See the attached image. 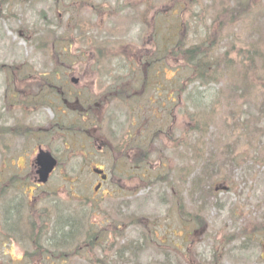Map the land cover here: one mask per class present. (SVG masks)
Masks as SVG:
<instances>
[{
  "label": "rangeland",
  "instance_id": "obj_1",
  "mask_svg": "<svg viewBox=\"0 0 264 264\" xmlns=\"http://www.w3.org/2000/svg\"><path fill=\"white\" fill-rule=\"evenodd\" d=\"M106 1L108 0H94L99 4ZM146 1L143 15L149 8L145 7L148 1H155L158 9H169L167 4L171 2ZM230 1H223L215 11L230 4ZM54 2L29 0L25 5L14 3L10 14L0 19V117L6 123L5 133L0 125V209L8 203L7 212L0 210V264H15L10 261L9 256L14 257V260L16 257L24 258L17 244L24 250L30 248L26 253L30 255L34 246L33 240L50 248L53 260L60 256L66 257V264H104V261L110 264H264V56L261 61H255V74L251 73V76L244 78L246 95L241 102L240 88L235 90L239 81L236 76L207 88H201L198 84L197 97L203 108H210L214 100L223 103L218 113H213L211 128L204 132L203 136L186 134V123L195 121L190 118L185 122V117L183 120L180 114H176L175 119L168 121L167 127L165 126L167 130L172 124L173 134L160 138L163 141L164 146L161 147L163 154L165 152L166 161L161 165L158 158L155 161L149 159L152 165L141 167L142 178L138 180L137 174V180H126L122 187L116 188V194L112 197L105 193L106 188L102 190L97 197L108 196L101 201L102 210L106 208L107 213L98 214L92 210L93 205L78 200L71 201L74 197L93 196V182L97 181L95 175L81 172L79 168L84 162L82 156L86 157L88 153L84 149L74 152L65 147L66 142L83 145L84 138L69 139L67 132H60L48 138L38 135V139L32 141L30 128L19 130L13 122L16 119L14 96L16 91H20L18 85L22 84L19 80L28 83L31 77L46 71L51 54H58L62 48L68 50L63 41L57 40L62 34L70 36L74 27L69 25L64 31L62 28L57 29L58 37L51 41L45 32L47 30L44 29L55 32L60 17L67 20L83 13L88 19L90 15V11L86 9L62 14V7H56ZM210 2L203 0V7L210 6ZM84 3L85 0H75V6H79V9ZM86 3L90 4L91 0ZM120 5L121 3L111 11L116 12ZM136 10V7H127L123 9L125 12L113 20H107L108 10L103 20L95 17L94 22L99 25L98 31L101 32L99 40L112 43L111 37L114 35L116 42L126 40L140 48L142 34L137 17L141 10ZM176 13L165 11L160 14V20L171 21ZM148 18H144L146 24L150 22ZM191 18L197 20L199 17L193 15ZM250 21L251 18H244L237 30L224 34L222 51L227 52L228 57L238 67L242 63L247 64L244 55L237 56L238 50L230 55L227 43L235 45L237 49H248L252 39L258 53L264 55V16L260 18V23L258 18L255 24H250ZM204 24L211 25L206 18L198 22L193 21L194 30H188L186 33L189 42H193L194 37L205 30ZM21 27L32 28V33L21 36ZM145 27L147 29V25ZM158 30L161 33L163 29ZM77 47V44H74L71 54H74ZM121 61L122 64L131 62L126 58L118 59L112 63L113 69H116ZM82 70L74 68L73 76L81 79ZM225 72L226 70L221 68L219 74ZM118 74L119 78L125 81L134 77L131 72ZM81 81L80 87L90 83L88 80ZM221 89L223 90L220 91ZM208 94V101H204L203 98ZM17 97L24 101V105L37 107L35 111H25L24 117L32 120L36 115L34 121H37L38 126L45 127L48 120L52 121L54 114L58 115V111L42 108L38 101L28 98L26 93ZM111 109L115 115L114 124L120 131L117 123L124 111L123 107L113 105L109 106V111ZM206 112L207 109H202L197 114L204 116ZM243 121L248 126L249 136L239 141L238 138L243 134ZM120 123L124 124L121 120ZM14 126L16 128H13ZM6 133L8 137H4ZM154 136L162 137L160 134ZM139 140L142 145L147 146L149 139L139 136ZM247 143L250 146H246ZM227 144L231 147L230 151L233 150V154L239 158L238 163H231V156L226 154ZM38 146L52 148L54 153L64 158L67 174H62L60 179L57 172L46 190L33 193L34 188L30 187L33 183L31 172L34 170V150ZM199 151L200 160L196 157ZM145 152L152 153L153 150L142 149L138 151V155ZM96 159L100 161L103 158L100 156ZM12 164L18 165L23 171L20 172L15 166L12 168ZM125 166L126 173L133 172L131 165ZM77 167L79 183L69 184ZM26 175V178H21ZM150 175L156 176L147 181L146 177ZM231 177L234 182L229 186V192L214 191L216 186L223 183L222 179ZM29 182L30 186H27ZM112 192L113 189H110L109 193ZM34 198L38 200L37 205H42L46 211L47 217L43 222L31 219L28 206L30 199L32 201ZM51 201L57 202L58 205L55 206ZM201 207L203 210L199 212L198 208ZM183 209L184 212L181 213ZM50 211L53 212L51 217ZM113 215H116L117 222H125L120 228H126V231L120 229L114 234L109 233L114 224L110 217ZM80 217L85 220L80 221ZM55 221V228L50 227ZM59 227L64 231L62 234L58 233ZM203 227L206 231L200 236L196 232H201ZM155 232L164 238L168 235V240H163L166 244L156 238ZM188 232L192 237L190 242L172 237V233L182 237ZM6 238L11 241L10 245H5ZM176 241L181 244L179 249L175 248Z\"/></svg>",
  "mask_w": 264,
  "mask_h": 264
},
{
  "label": "flooded vegetation",
  "instance_id": "obj_2",
  "mask_svg": "<svg viewBox=\"0 0 264 264\" xmlns=\"http://www.w3.org/2000/svg\"><path fill=\"white\" fill-rule=\"evenodd\" d=\"M7 10H9L10 7L5 6ZM96 55H102V53L95 52L92 53L91 56ZM86 53L82 55L84 57ZM174 62V61H173ZM170 63L169 61H156V66L158 69L154 71L155 76L157 77V84L158 87L155 89L158 93V99H160L161 108L165 109L168 107L167 105V95L165 94L166 85L164 83L167 78L165 75L167 72L165 70L160 71V67L167 64L168 68L170 69ZM93 64H98L95 67L91 68L88 67L85 69L82 78L80 79L83 81H93L91 84H87L83 90H79L75 93V97L71 91L68 89L62 88V90H58V93H61V96L63 99L67 98L70 101H75L79 98H91V97H101L99 100H86L81 101V106L79 105V102L76 100L73 105L70 103H66L67 106H75L78 110V116L83 118L86 121H92V117H95L101 122L102 126H99V128H94L92 131L86 133L90 140L93 141V143L90 144V148H92L95 145V148L99 151V153L102 154V160L100 162L96 160L90 159L91 163L88 168H83L84 170H94V169H102L104 174L107 175L106 181H102V177H98V180L95 184V186L99 187V191L96 193L98 194L102 189H104L105 186H108L107 190L110 191V189L116 190L118 187H122V183H126V180H129L130 182H133L134 180H137V174L138 180L142 178L141 167H142V159H138V149L137 146L134 145V140L130 141L129 138H124L125 142H123L119 139L118 132L117 131H107L106 125H104V122H106L105 116H106V110L108 106V96H113L116 98H119V96H126L128 99H130V96H132L131 102H137L140 101H147L148 105L147 108L150 109L152 112L155 111V103L157 102V98L155 96L147 95L148 88L150 87V84L146 87L145 92L138 91L136 89H132L138 82H140V78L144 77L145 75H148L146 68L150 66L148 63H137V64H131L129 65H123L118 64L116 69H113V66L105 68L102 64V61L96 60ZM127 69H124V68ZM173 72V83H174V92H172V89H170V97L172 98L174 94H176V98L178 99L177 105L181 106V99L179 96V92L181 91V83H180V68L179 65H174L172 67ZM136 70V73H135ZM138 70V71H137ZM122 73H133L134 77H130V79H127L126 81L119 78L120 74ZM138 72V73H137ZM56 75H63L65 72H52ZM52 73H46L51 74ZM136 75H135V74ZM119 78V79H118ZM170 81V79H169ZM152 82V80H149V78L146 79V83ZM67 92V96L65 97V92ZM66 99V100H67ZM21 109L23 107L18 106V108L15 110L17 120H13L14 123L20 128L21 126L24 127L25 122L23 120V112H21ZM133 120L131 121V129H136V123L135 122V111L132 113ZM4 121V119H1V123ZM2 126H4V123H2ZM52 130L51 128H47L45 131ZM137 130V129H136ZM42 131L40 127H38V132ZM139 141V140H138ZM130 142L133 143L130 145ZM41 149V147L38 148V150ZM151 150V148L149 149ZM152 153L147 152L142 157L143 159L150 156ZM90 157H96L94 153H89ZM127 159L124 160V159ZM125 165H131L133 168V172L130 174L126 173V166ZM60 169V167L58 168ZM40 187V186H36ZM174 193V191H172ZM116 194V193H115ZM113 194V195H115ZM108 196L102 197V199L107 198ZM109 197H112V195H109ZM98 199L95 196H92L91 198L87 199L89 200L93 207L97 208L98 210L102 211L101 202L98 201ZM101 199V200H102ZM107 213V212H106ZM37 219L41 220L42 216L37 217ZM35 220V219H34ZM62 229L59 227V234H62ZM188 239H190L189 235H186ZM34 243V249L30 253L29 259L26 258L24 261L21 259L18 260L16 264H50L51 259L49 258L50 255V249L43 243L33 240Z\"/></svg>",
  "mask_w": 264,
  "mask_h": 264
},
{
  "label": "trees",
  "instance_id": "obj_3",
  "mask_svg": "<svg viewBox=\"0 0 264 264\" xmlns=\"http://www.w3.org/2000/svg\"><path fill=\"white\" fill-rule=\"evenodd\" d=\"M200 51L198 48H194L193 50H190L188 51V55L186 54L185 56V59L188 60V61H199L198 63H200V61H202L200 59ZM225 63V61H222L220 63V65H218V68L223 64ZM207 69H199L198 72H197V76H198V79L204 83H207L209 82V80L211 79L210 78V75L211 73H209ZM239 99L243 100L244 99V95H241L239 97ZM218 104H213L212 106V110L210 112H206L204 114V116H200L197 114V112L193 113V120L195 118V123H196V126H197V130H194L195 132H199V133H202V132H206L209 127H210V124L212 123V117L213 115L216 113V109H218ZM214 113V114H213ZM242 131H243V135H247V132H248V126L247 124L244 122V125H243V128H242Z\"/></svg>",
  "mask_w": 264,
  "mask_h": 264
},
{
  "label": "water",
  "instance_id": "obj_4",
  "mask_svg": "<svg viewBox=\"0 0 264 264\" xmlns=\"http://www.w3.org/2000/svg\"><path fill=\"white\" fill-rule=\"evenodd\" d=\"M47 157L48 156H43L41 158H44V163L40 164L42 166V169L39 171V175L42 179V181H46L47 180V176L48 174L53 170L54 168V165H53V162L51 161H48L47 160ZM41 163V160L39 161Z\"/></svg>",
  "mask_w": 264,
  "mask_h": 264
}]
</instances>
